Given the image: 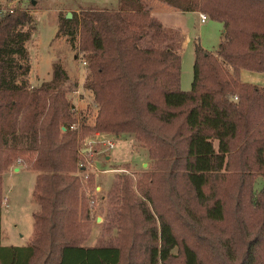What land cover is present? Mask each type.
I'll return each mask as SVG.
<instances>
[{"label": "trees", "instance_id": "1", "mask_svg": "<svg viewBox=\"0 0 264 264\" xmlns=\"http://www.w3.org/2000/svg\"><path fill=\"white\" fill-rule=\"evenodd\" d=\"M148 1L223 24L216 53L196 43L190 91L183 34ZM35 29L26 9L0 13V264H264V87L241 79L264 73V0H119L61 18L58 34L78 41L97 106L82 132L62 65L29 83ZM96 131L135 136L153 165L134 185L125 174L113 183L106 229L116 240L83 246L91 207L78 141ZM16 161L37 173L39 209L30 243L4 246V179Z\"/></svg>", "mask_w": 264, "mask_h": 264}, {"label": "rangeland", "instance_id": "2", "mask_svg": "<svg viewBox=\"0 0 264 264\" xmlns=\"http://www.w3.org/2000/svg\"><path fill=\"white\" fill-rule=\"evenodd\" d=\"M0 0L1 4L9 7L21 8L26 6L35 18L36 29L31 41L27 44L31 72L28 80L33 88L51 80L55 64H60L68 72L70 80L65 86L67 97L76 107L77 126L82 124V117L87 118L88 125L95 122L97 106L84 84L88 75L87 65H84V53L78 41L72 43L67 37L59 35L61 18L73 12L80 13L81 9H115L119 0ZM36 1V5H34ZM149 7L155 10L165 27L177 28L182 31V76L181 89L190 91L193 83L196 43L205 50L214 52L224 39L223 24L208 19L200 22V13L181 12L170 9L158 1H148ZM19 6V7H18ZM258 77L262 81L256 80ZM242 81L247 83L264 84V73L243 70ZM77 83V87L74 84ZM261 87V86H260ZM79 91L80 95L75 92ZM84 123V121H83ZM80 124V126H81ZM82 132V130H81ZM97 133L114 139L116 147L109 150L102 144H94L92 148L83 142L94 139ZM85 156L82 193L86 196L91 207V219L83 229L85 239L83 246H99L114 242L118 237L117 229L108 231L109 192L120 174L131 177L133 185L138 174L152 168L153 162L149 158L148 149L133 135L114 134L96 131L81 140ZM107 156L111 159L107 160ZM19 167V172L13 169ZM37 173L28 165L19 161L11 167L4 179L5 199L2 209V242L4 246H26L34 234L33 212L39 209L33 199V190ZM262 181H258L256 188L260 189Z\"/></svg>", "mask_w": 264, "mask_h": 264}, {"label": "built area", "instance_id": "3", "mask_svg": "<svg viewBox=\"0 0 264 264\" xmlns=\"http://www.w3.org/2000/svg\"><path fill=\"white\" fill-rule=\"evenodd\" d=\"M3 11H4L3 9H0V13L3 12ZM200 17H201V23H206L208 21V19H209V17L207 15H205V14H201ZM84 65H87L86 61L84 62ZM75 93L77 95H80L79 91H77ZM74 110L76 111V107L75 106H74ZM80 124L81 123H79V127L81 129ZM74 128L78 129L77 126H72V129H74ZM82 138H83V135L80 133L79 134V141H78V143H79L78 156H79V166H80L81 173L84 172V168L86 167L85 164L82 163L83 162L82 158L85 156V154L83 152V149H85V147H83L84 143L88 146V148H92V146H94V144H102L105 147H107L109 150L114 149L116 147V142L114 141V139L104 135L103 133H97L95 135L94 139H90L88 141H87V139H85L83 144L81 142Z\"/></svg>", "mask_w": 264, "mask_h": 264}, {"label": "crops", "instance_id": "4", "mask_svg": "<svg viewBox=\"0 0 264 264\" xmlns=\"http://www.w3.org/2000/svg\"><path fill=\"white\" fill-rule=\"evenodd\" d=\"M18 2L19 3H22V1H20V0H18ZM35 3H33L34 5H36V1H34ZM7 4V3H6ZM6 4H4V5H2L1 4V2H0V9H3V10H12V9H16V8H14V6L13 7H9L8 5H6ZM19 7V6H18ZM22 9H26V10H28L27 8H24V7H26L25 5L22 7V6H20ZM151 11H152V14H154V12H156L155 10H152L151 9ZM33 14V13H32ZM157 17V16H156ZM200 22H201V17H200ZM203 24H205V23H203ZM182 32V31H181ZM217 51H214V53H216ZM241 76H242V72H241ZM256 80H258V81H262V78H260V77H258ZM252 84V83H251ZM254 85H257V86H261V87H264V84H263V82H262V84H260V83H254ZM107 158V160H110L111 159V157L110 156H107L106 157ZM13 171L14 172H19L20 171V169H19V167H15L14 169H13Z\"/></svg>", "mask_w": 264, "mask_h": 264}, {"label": "water", "instance_id": "5", "mask_svg": "<svg viewBox=\"0 0 264 264\" xmlns=\"http://www.w3.org/2000/svg\"><path fill=\"white\" fill-rule=\"evenodd\" d=\"M35 3V2H34ZM71 16V14H69Z\"/></svg>", "mask_w": 264, "mask_h": 264}]
</instances>
